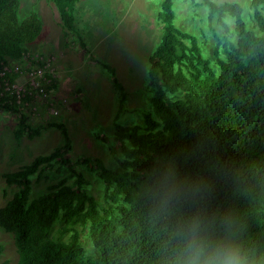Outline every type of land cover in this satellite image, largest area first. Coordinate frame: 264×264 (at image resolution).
<instances>
[{"label":"trees","instance_id":"16d2710c","mask_svg":"<svg viewBox=\"0 0 264 264\" xmlns=\"http://www.w3.org/2000/svg\"><path fill=\"white\" fill-rule=\"evenodd\" d=\"M47 1L73 28L80 0ZM173 1L162 0L158 20L165 31L148 69L157 101L141 125L116 126L129 147L121 173L103 170L105 208L73 168L72 186L64 179L31 199V177L55 160L66 164L63 148L4 175L20 188L0 208V229L13 235L16 264H179L184 229L196 220L212 237L227 226L264 264V0H251L257 31L246 27L239 8L203 0L225 31L226 17L235 23L236 41L215 35V66L193 36L176 29ZM19 7L20 0H0V62L17 60L41 32L36 14L18 20ZM177 93L181 99L172 98ZM0 109L15 111L1 99ZM57 221L72 231L66 242L49 237ZM75 226L87 227L91 255Z\"/></svg>","mask_w":264,"mask_h":264},{"label":"rangeland","instance_id":"374dc122","mask_svg":"<svg viewBox=\"0 0 264 264\" xmlns=\"http://www.w3.org/2000/svg\"><path fill=\"white\" fill-rule=\"evenodd\" d=\"M212 1L239 8L246 27L254 29L251 0ZM161 4L162 0H80L69 29L53 3L20 0L18 20L36 14L41 25L39 36L26 48L56 57L58 80L52 95L60 103L65 99L66 105L59 117L48 123L0 109V208L20 189L8 185L4 175L56 148H63L67 163L55 160L32 176L31 199L49 193L64 179L72 186L76 178L70 173L73 168L86 180L88 193L105 208L110 199L103 170L121 173L119 162L129 147L124 138L116 136V126L141 125L157 101L148 69L165 31L158 20ZM173 12L176 29L193 36L213 66L215 35L236 41L234 19H224L225 31L209 17L203 0H174ZM172 98L181 99L182 93ZM75 227L86 254L91 255L94 249L87 227ZM71 235L60 221L49 233L52 240L60 242L68 241ZM0 246V264H16L13 235L2 229Z\"/></svg>","mask_w":264,"mask_h":264},{"label":"built area","instance_id":"2783aa9c","mask_svg":"<svg viewBox=\"0 0 264 264\" xmlns=\"http://www.w3.org/2000/svg\"><path fill=\"white\" fill-rule=\"evenodd\" d=\"M57 75L54 55L27 50L17 60L0 62V99L20 115L53 122L66 105L52 95Z\"/></svg>","mask_w":264,"mask_h":264},{"label":"clouds","instance_id":"9594fccd","mask_svg":"<svg viewBox=\"0 0 264 264\" xmlns=\"http://www.w3.org/2000/svg\"><path fill=\"white\" fill-rule=\"evenodd\" d=\"M179 264H256V260L228 235L227 226L221 235L212 237L196 220L184 229Z\"/></svg>","mask_w":264,"mask_h":264}]
</instances>
